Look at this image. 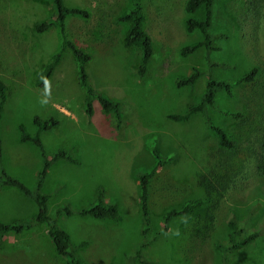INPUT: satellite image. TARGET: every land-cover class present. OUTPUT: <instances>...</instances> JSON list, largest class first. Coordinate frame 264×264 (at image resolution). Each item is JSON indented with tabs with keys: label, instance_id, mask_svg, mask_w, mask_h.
I'll return each mask as SVG.
<instances>
[{
	"label": "rangeland",
	"instance_id": "rangeland-1",
	"mask_svg": "<svg viewBox=\"0 0 264 264\" xmlns=\"http://www.w3.org/2000/svg\"><path fill=\"white\" fill-rule=\"evenodd\" d=\"M140 2L153 46L143 76L137 74L139 52L123 45L126 24L118 20L131 7L130 0H64L67 6L90 11L88 18L68 17L67 29L90 55V85L119 103L117 122L97 99L87 114L69 50L47 83L36 86L38 74L60 48L52 2L0 0V82L6 94L0 167L34 188L43 158L34 143L20 140L21 130L33 135L34 116L54 118L58 125L40 132L45 155L63 148L77 163H52L41 191L48 195L47 214L69 234L86 264H132L135 249L148 239L143 259L221 264L216 243L226 241L229 220L240 235H257L247 246L228 252L227 264H264V0H214L209 33L218 50L207 52L200 46L186 56L180 49L202 39L200 31L186 28V0ZM192 16L202 18L204 9ZM44 21L53 24L36 32L34 25ZM193 68L200 71L194 83L177 86V79ZM252 68V81L235 82L230 94L218 90L212 107L186 120L170 117L199 101L208 77L233 82ZM206 116L227 132L232 148L218 144ZM153 146L170 160L150 178L152 229L144 238L137 176L156 164ZM98 188L116 205L119 220L77 213L95 201ZM196 199L201 200L198 207L173 217L168 229L155 235L168 210ZM64 206L71 213L57 215ZM36 212L35 202L18 189L0 188V222L30 220ZM52 248L45 226L36 223L2 236L0 264H67Z\"/></svg>",
	"mask_w": 264,
	"mask_h": 264
},
{
	"label": "trees",
	"instance_id": "trees-1",
	"mask_svg": "<svg viewBox=\"0 0 264 264\" xmlns=\"http://www.w3.org/2000/svg\"><path fill=\"white\" fill-rule=\"evenodd\" d=\"M52 2L55 18L54 21L58 26L59 37H60V48L52 56L51 61L40 71L36 79V86L43 87L48 79L51 77L55 67L59 64L62 59V54L64 51L69 50L71 52L73 63L75 64V70L77 74V81L80 89L84 92V106L87 114H92L94 99H97L101 109L111 114L117 122L121 119V109L117 101L110 97H107L99 92H97L89 83L88 74L86 70V64L90 59L88 52L80 47L76 41L70 38L67 29V18L68 17H83L88 18L90 11L87 8H82L78 6H67L64 0H50ZM131 7L121 13L118 16V20L126 24V29L122 37L123 45L130 50H137L139 52V59L137 65V74L143 76L147 72L148 62L153 54V46L151 39L146 30V15L143 11L140 0H130ZM213 4L214 0H186L184 5V11L188 15L186 19V28L188 31L197 29L202 34V39L193 42L189 45L183 46L179 53L182 56H186L198 47L203 46L204 49L209 52L213 50H218V47L213 43V36L209 33V28L211 27L213 18ZM204 9V16L202 18H196L192 16L199 8ZM53 22L44 21L34 25V30L36 32H43L52 26ZM256 69L252 68L248 72L241 75L235 81L218 80L212 77H208L206 81V86L203 94L201 95L199 101L191 103L184 113L171 114L170 117L174 120H186L192 114L196 112H203L207 107H212L214 98L218 90H225L228 94L231 93V87L235 82H250L255 76ZM200 75V71L193 68L190 74L177 79V86H190L194 83L197 77ZM5 86L0 82V117L5 102ZM233 116H237V113H228ZM205 123L209 130L217 138L219 145L225 148H232L234 146V141L229 137L227 132L215 124L208 116L205 117ZM33 124L36 126L37 130L33 135L25 133L21 130V141H31L40 150L42 155V166L38 172L36 185L34 188H29L25 186L21 181L13 178L6 173L5 169L0 167V188L5 186H11L18 189L23 195L31 198L36 206L37 212L30 220L25 221H10V222H0V240L3 235L7 233H19L23 229H28L34 224H43L46 228L48 237L52 243V249L54 252L63 257L67 264H86L85 261L78 256L75 252L74 247L71 244L69 234L61 228L57 220L50 217L47 214V200L48 195L41 191V186L44 177L47 173L50 165L58 160H66L68 162L77 163L76 158L70 154L67 150L63 148L57 149L51 156H46L41 139L40 132L46 131L51 127L58 125V121L54 118L43 119L39 116L33 117ZM153 155L157 159L156 164L148 172H142L138 174V203L139 211L141 215L142 227L141 234L144 238L149 236V232L152 229L151 218L148 208V185L152 174L158 168L159 165L169 162L170 159L162 158L160 151L157 146L151 148ZM0 158H1V141H0ZM201 204L200 199L194 201L186 202L180 208H173L168 210L162 217V227L158 232H165L170 224L173 217L188 214L195 207ZM64 213L69 215L71 210L64 206L56 211V214ZM78 214L85 216L90 215L99 219H112L119 220V215L116 205L107 202L104 199L102 189L98 188L96 190L95 201L88 205L87 207L81 208L77 211ZM227 239L224 243H216V247L222 254V263L227 264V253L235 249L247 246L256 237V232H251L245 235H240V231L236 228L234 220H229L227 222ZM150 239L145 240L141 243L134 251V257L132 258V264L138 262L140 264H163L158 261L146 260L142 258V249L148 245ZM84 245V242L79 243L78 247Z\"/></svg>",
	"mask_w": 264,
	"mask_h": 264
}]
</instances>
